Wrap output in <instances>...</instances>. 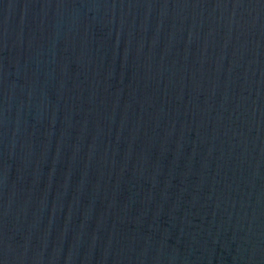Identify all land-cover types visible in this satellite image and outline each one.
Segmentation results:
<instances>
[{
  "label": "water",
  "instance_id": "95a60500",
  "mask_svg": "<svg viewBox=\"0 0 264 264\" xmlns=\"http://www.w3.org/2000/svg\"><path fill=\"white\" fill-rule=\"evenodd\" d=\"M0 264H264V0H0Z\"/></svg>",
  "mask_w": 264,
  "mask_h": 264
}]
</instances>
